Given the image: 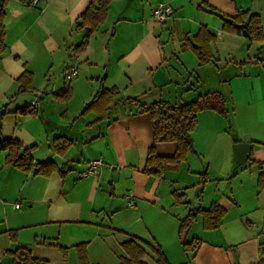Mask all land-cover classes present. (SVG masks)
Here are the masks:
<instances>
[{"label":"crops","instance_id":"1","mask_svg":"<svg viewBox=\"0 0 264 264\" xmlns=\"http://www.w3.org/2000/svg\"><path fill=\"white\" fill-rule=\"evenodd\" d=\"M89 2L7 0L4 5L0 113L7 112L0 119V136L17 139L24 146L34 145L31 154L35 161H52L63 173L43 176L25 172L7 164L5 151H0V264H14L8 251L18 245L27 246L33 257L48 264H79L75 245L80 242L87 243L90 264H113L120 243L129 236L149 242L145 237L154 233L150 212L153 217L162 214L164 220H170L172 238L177 229L171 245L180 244V220L191 207L205 209L212 202L227 212L218 228L207 230L213 232L208 238H199L193 264H260L264 227L254 231V223L246 220L244 224L242 215L264 208L257 195L264 191L257 185L264 161L256 159L248 174L238 175L236 168L232 172L226 153L228 163L224 165L229 168L219 167V175L229 180L228 194L221 193L218 182L211 189H207L209 183L199 182L198 203L186 200L176 206L172 191L186 196L189 185L171 173L156 178L142 172L147 149L153 143L148 113H127L119 103L105 124L92 123L97 117L93 112H80L102 85L116 87L118 101L136 96L146 102L171 99L172 95L182 99L184 90L199 87L191 84L194 73L197 80L209 74L216 87L211 91L226 97L228 111L224 117L210 109L197 114L198 124L191 132L194 152L185 162L191 167L197 157L208 162V178L212 169L218 173L211 156L220 138L226 145L236 143L234 138L252 143L251 155L256 144L264 146V42H248V34L223 32L221 19L204 7L211 5L226 15L248 9L260 16L264 28V0H112L102 24L89 34L86 48L75 53L74 46L87 34L86 28L76 30L75 22ZM159 2L172 8L162 22L151 16ZM201 24L216 35L212 46L215 59L207 64H199L190 50L180 49L183 37H192ZM164 30L167 37H163ZM226 41L234 55L230 63L248 69L218 79V71L213 69H218L220 47L229 46ZM70 66L77 67L78 73L67 80L64 74ZM24 71L33 75V92L16 94V79ZM67 87L72 93L69 99L54 96ZM34 99L37 103L32 105ZM26 106L24 112L16 111ZM239 107L244 111L238 112ZM58 135L72 141L63 154L52 148ZM154 146L158 154L170 155L176 145L157 142ZM98 158L102 159L99 172L83 175L88 162ZM250 192L254 198L250 197L244 209L242 203ZM198 220L200 216L190 230L199 226ZM159 242L172 263L173 252L167 243Z\"/></svg>","mask_w":264,"mask_h":264},{"label":"trees","instance_id":"2","mask_svg":"<svg viewBox=\"0 0 264 264\" xmlns=\"http://www.w3.org/2000/svg\"><path fill=\"white\" fill-rule=\"evenodd\" d=\"M7 0L0 2V53L4 50V5ZM112 0H90L88 6L81 12L75 22V29H87V34L82 41L74 46V52L83 51L88 43L89 34L96 31L106 17L107 8ZM204 7L210 13L218 15V10L206 4ZM200 8H202L200 6ZM222 21V30L229 33L241 34L242 31L248 33L249 41L264 42V28L261 25L260 16L257 13L250 12L248 9H237L234 15L219 14ZM243 24V27L239 25ZM216 40V35L210 32L206 25L201 24L198 30L188 37L185 35L180 45V49L190 50L197 58L199 64H207L215 59L212 46ZM33 75L29 71L22 72L16 79L17 92L22 94L33 92ZM71 89L65 88L56 92L54 96L57 99L67 100L71 96ZM118 90L116 87L106 88L103 85L95 92L92 99L85 104L80 114L93 112L97 115L94 122L105 121L108 124L112 110L116 104L126 109L127 113H148L151 118L152 141L148 147L146 159L142 172L156 178H161L167 170H176L179 165L186 161L188 154L194 152L191 132L197 123V113L204 109L213 110L220 115L226 116L227 107L225 105L226 97L220 91H207L202 94H196L192 99L178 103L172 102L166 98H158L151 101H144L139 96L126 97L122 100H116ZM26 107L17 108L16 111L24 112ZM6 109L0 113V119ZM29 112L35 114L30 108ZM89 123V124H92ZM234 142L237 139L234 138ZM71 140L64 135L55 136L52 140V148L58 154H63ZM157 142H174L175 150L170 155L158 154L154 144ZM34 145L24 146L20 141L14 138L0 136V151H5V162L12 167H16L25 172L32 171L34 174L48 176L54 171L63 173V168L58 167L52 161H35L31 151ZM201 182L207 181L206 171L199 173ZM259 190H264V172H259L257 177ZM173 204H185L186 196L183 192L172 191ZM226 208L217 202H212L208 208L191 207L184 218L179 222L178 235L184 252L196 253L201 244V240L192 237L186 240V235L191 226L201 218L202 227L206 230H213L221 225L223 217L226 215ZM10 236L15 238V232L11 231ZM124 254L120 255L118 264H150L144 261L145 256L152 252L155 264H171L158 243L144 241L136 236H129L120 243ZM79 264H90L87 257V243L80 242L75 245ZM62 251L65 247L59 246ZM150 251V252H149ZM8 253L12 256L14 264H48L46 260L35 258L31 255L27 246L18 245ZM264 257V251H261ZM260 264H264V259Z\"/></svg>","mask_w":264,"mask_h":264},{"label":"rangeland","instance_id":"3","mask_svg":"<svg viewBox=\"0 0 264 264\" xmlns=\"http://www.w3.org/2000/svg\"><path fill=\"white\" fill-rule=\"evenodd\" d=\"M218 13L219 14H225L224 11L220 10L218 8ZM218 15H215L218 17V20H220V17ZM125 25V24H123ZM165 31V30H164ZM227 34H232L235 35L234 33H229L227 31H223ZM168 32L165 31V34L163 37H167ZM251 42V41H248ZM256 42V41H254ZM227 43V41H226ZM228 44V43H227ZM229 46H227L226 44H223V47H220L219 52H222V54H220L218 59V69H213L218 71V79L222 78L225 75H228L227 78L231 75L234 74V72H243L244 70H247V67H243L240 64H234V63H230V61H232L234 55L230 54L231 51V45L228 44ZM232 58V59H231ZM215 72V71H214ZM195 74V73H194ZM193 74V75H194ZM191 76V84H199V87L196 88H191L189 91H186L184 94L186 95L185 97H183L181 99V95H177V97H174L175 95H172L171 100L172 102L175 103H180L183 101H187L192 99L196 94H202L205 93L206 91H211L213 90L212 88H216L213 86L214 83V79L210 78V75L208 74L206 77H201L200 80H197L196 75ZM195 82V83H194ZM183 87V86H182ZM182 91V90H180ZM197 91V92H196ZM183 92V91H182ZM196 92V93H195ZM207 110V109H204ZM204 110H201L199 112H202ZM238 112H243V108L239 107L237 108ZM198 112V113H199ZM197 113V114H198ZM224 117V116H223ZM197 119H198V115H197ZM198 124V121L196 123V125ZM233 130V129H232ZM234 131H232L233 134ZM234 135V134H233ZM234 144V143H233ZM233 144L231 145H226L225 143L221 142V138L218 141V145L216 146L215 151L213 152V155L211 156L212 160H213V165L218 166V173L213 172L214 170L212 169V173L209 171V178L207 177V183L208 187L207 189H211L213 187H215V184L218 182V188L221 189V193H227L228 194V185H229V180L221 177V175H219V167L222 168L223 166H225V168H229L228 165H224V162L228 163V160L225 159L226 156L225 154L227 153V155L230 156L231 160V169L233 172L234 168V158H233ZM256 149V150H255ZM253 150L252 154L250 155L249 159L243 163L242 165L238 166L236 169L238 170V175H241L240 173H246L248 174L250 172V170H252V168L254 167V165L258 162V160L255 162L256 159H259L260 162L264 161V146L256 144V147ZM226 151V152H225ZM229 153V154H228ZM196 162L195 163H191V167H189L188 162H183V164L181 163V166L179 167V169L177 170H167L164 173H171V175H173V178L176 180H180L185 182L186 184L189 185V187L187 189H185L186 192V200H188L190 202V204L192 205H196L198 202L195 200L196 197L201 196V192H200V186L198 185L199 182H201V178L199 176V173L202 171L207 172L208 174V162H202L199 158L195 157ZM204 163V164H203ZM192 169H197L195 171H193ZM217 174H218V180L217 178ZM232 174V173H231ZM208 176V175H207ZM255 195V194H254ZM258 196L259 201L264 202V191H260ZM231 197V196H230ZM250 197L254 198V196L252 195V193H248L247 194V201H243V207L244 209L247 208L249 206L248 201H250ZM195 200V201H194ZM176 205V206H180ZM158 211V210H155ZM153 213L150 212V218H152L153 220L152 223L153 225H151L148 221V224H150L153 227V234L151 233V235H147L145 238H147L146 240H149V242L153 243V241H155L156 243L159 242V240L161 242H163L164 244L167 243L168 247L170 249V253L173 252L171 260L172 263L171 264H193V259H194V254L192 252H184L181 246V243H177V244H173L171 245V242H174V237L176 234V230H173V238L170 236V229H171V224H170V220H164L165 218H162V214L160 216H155L153 217L152 215ZM157 214H159V212H157ZM164 215V214H163ZM166 215V214H165ZM169 219V216H167ZM175 222H176V217L174 218ZM246 220H250L251 222L254 223L255 230L256 232H258L262 227H264V208H260V209H256L255 211H252L250 213H246L242 215V221L245 224ZM120 222V220H119ZM156 223V225H155ZM199 226H194L193 229L194 230H190L189 233H187L186 235H184L186 240H190L192 237H197V238H208L207 236L211 235V231H207L206 229L202 228V224H201V220H198ZM176 224V223H175ZM248 225V224H247ZM246 225V227H247ZM197 227V228H196ZM248 228V227H247ZM250 229V228H248ZM220 231V230H219ZM218 234V232H217ZM160 243V242H159ZM158 243V244H159ZM150 252V251H149ZM124 254L123 253V249L120 245L119 251H117L116 253V257L113 258V262L115 261V263L113 264H118L119 263V257L120 255ZM119 255V256H118ZM153 254L152 252H150V255L145 256L143 258L144 261H148L150 264H155L154 263V259H153Z\"/></svg>","mask_w":264,"mask_h":264},{"label":"built area","instance_id":"4","mask_svg":"<svg viewBox=\"0 0 264 264\" xmlns=\"http://www.w3.org/2000/svg\"><path fill=\"white\" fill-rule=\"evenodd\" d=\"M37 0H33V3H36ZM172 13V8L166 3L159 2L152 10V18L155 21L162 22ZM78 73V69L75 66H70L65 70V78L67 80L72 79ZM37 101L34 99L31 101L32 105H35ZM102 164V159H92L88 162L86 170L83 172V175H95L99 172V167ZM128 205L132 206L131 196L128 195ZM15 207H18L19 204L14 203Z\"/></svg>","mask_w":264,"mask_h":264},{"label":"water","instance_id":"5","mask_svg":"<svg viewBox=\"0 0 264 264\" xmlns=\"http://www.w3.org/2000/svg\"><path fill=\"white\" fill-rule=\"evenodd\" d=\"M239 26L243 27V24ZM242 33L244 35L248 34L245 30ZM251 148L252 143L250 142L240 141L233 144L234 168H237L249 159Z\"/></svg>","mask_w":264,"mask_h":264}]
</instances>
